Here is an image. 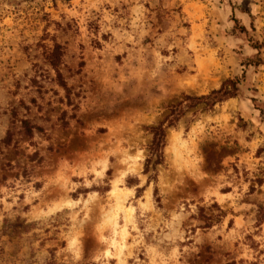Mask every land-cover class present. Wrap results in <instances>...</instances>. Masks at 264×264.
<instances>
[{
  "label": "rangeland",
  "instance_id": "rangeland-1",
  "mask_svg": "<svg viewBox=\"0 0 264 264\" xmlns=\"http://www.w3.org/2000/svg\"><path fill=\"white\" fill-rule=\"evenodd\" d=\"M0 264H264V0H0Z\"/></svg>",
  "mask_w": 264,
  "mask_h": 264
},
{
  "label": "trees",
  "instance_id": "trees-1",
  "mask_svg": "<svg viewBox=\"0 0 264 264\" xmlns=\"http://www.w3.org/2000/svg\"><path fill=\"white\" fill-rule=\"evenodd\" d=\"M238 79H229L224 82L223 86L219 89H215L209 94L200 96L186 95V106H194L195 103H204L206 106H214L216 103L221 102L231 96H234L238 90ZM192 102V104H190ZM168 119V118H167ZM177 119H169L170 124H173ZM165 126L163 123L160 125L152 126L153 141L151 144V159H154V164H158L162 161L163 151L162 148L165 145ZM149 158V161L151 160Z\"/></svg>",
  "mask_w": 264,
  "mask_h": 264
}]
</instances>
